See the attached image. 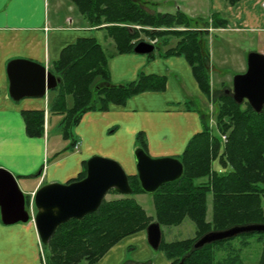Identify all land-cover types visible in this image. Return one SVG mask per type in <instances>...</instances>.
<instances>
[{
    "label": "trees",
    "instance_id": "1",
    "mask_svg": "<svg viewBox=\"0 0 264 264\" xmlns=\"http://www.w3.org/2000/svg\"><path fill=\"white\" fill-rule=\"evenodd\" d=\"M237 1L226 0L230 5ZM71 2L89 26L106 29L104 36L112 39L117 53L134 52L135 44L140 41V32L151 36H177L180 39L174 47L156 55L183 56L191 67L200 91L208 99L213 96L209 51L203 44L207 32L193 28L192 19L184 12L149 13L138 0ZM127 24L139 25L140 29ZM210 25L213 28L224 27L226 19L219 13H213ZM147 26L166 28L151 31L146 29ZM180 26L184 28H176ZM148 56L153 58L154 51ZM49 71L58 81L52 88L55 94L48 112L63 115L64 135L86 111L106 110L110 103L124 104L135 94L166 88L164 75L145 74L142 70L133 80L121 84L111 82L107 55L95 37H81L65 47ZM67 96L72 98L69 107L66 104ZM213 103L217 105L218 130L225 135V141H221L220 135L212 134L208 124L202 120L201 131L189 138L177 156L183 165L182 175L163 183L150 194L154 218L147 215L132 196L145 193L137 174L127 175L131 194L103 199L96 210L79 219L70 218L57 226L54 235L46 244H42L45 264H93L121 238L145 229L150 222L177 225L184 218L194 223L195 236L173 241L161 240L158 250L171 260L170 264H176L181 258H184L183 264H216L214 246L235 236L194 247L202 235L234 225L264 223V106L256 112L247 101L237 103L230 92H224ZM185 104L187 109L200 112L193 100H187ZM22 115L26 134L30 137L41 136L44 110H23ZM136 143L147 153L142 131L136 134ZM214 160L220 164V171L213 169ZM82 163L83 169L68 182L85 176L86 160ZM197 179L202 180L196 182ZM209 194L212 198V218L206 221ZM255 233L264 235L263 231H250L236 236ZM217 264L237 262L233 256ZM259 264H264V241Z\"/></svg>",
    "mask_w": 264,
    "mask_h": 264
},
{
    "label": "crops",
    "instance_id": "2",
    "mask_svg": "<svg viewBox=\"0 0 264 264\" xmlns=\"http://www.w3.org/2000/svg\"><path fill=\"white\" fill-rule=\"evenodd\" d=\"M139 1L144 7L155 6L158 12L180 10L190 18L208 19L213 13H219L226 19V25L210 30L232 32L241 41L246 39L244 35L264 32V0H239L231 5L226 0H172L171 9H166L167 5H161L160 1ZM86 23L71 0H0V167L11 172L25 196L26 206L31 205L26 222L4 224L0 214V264H42L32 203L40 186L49 182L67 183L83 169V160L98 154L116 160L127 175L135 174L133 150L137 147L138 132H143L150 156L177 157L189 138L202 129L201 112L187 109L185 102L193 100L200 111L207 109L211 102L200 91L183 56L155 55L150 59L148 54L117 53L115 47L111 49L115 52L108 54L106 50L107 46L111 48V42L104 44L101 30ZM217 36L216 32L209 33L207 48ZM81 37H95L101 44L107 55L111 82L121 84L133 80L142 70L145 74L164 75L166 88L135 94L124 104L110 103L106 110L86 111L74 127V133L72 126L67 135L60 133L64 140L51 141L52 119L56 117L55 123L59 125L63 119L62 114L48 112L55 92L50 89L43 96L13 99L8 90L6 66L12 59H27L50 70L61 51ZM257 52L263 53L264 49ZM224 55V48L219 46L215 59H223ZM238 61L239 73H242L247 68V55L238 56ZM209 64L212 90L222 89L226 83L214 79L218 69L211 64L210 54ZM71 103V96H67V106ZM23 110H44L41 136L26 134ZM207 206L209 211L210 197ZM147 246H143L142 255L148 251L156 259L150 245Z\"/></svg>",
    "mask_w": 264,
    "mask_h": 264
},
{
    "label": "water",
    "instance_id": "3",
    "mask_svg": "<svg viewBox=\"0 0 264 264\" xmlns=\"http://www.w3.org/2000/svg\"><path fill=\"white\" fill-rule=\"evenodd\" d=\"M134 53L148 54L154 51V44L140 40ZM9 94L17 100L25 96H43L46 90L54 88L58 79L45 65L27 59H12L6 66ZM231 93L237 103L247 101L252 109L259 112L264 106V54L250 51L247 54V68L233 76ZM136 174L141 189L153 193L163 183L179 178L183 165L175 156L153 157L140 146L133 150ZM129 195L132 188L128 176L114 159L92 155L86 159L85 176L68 183L49 182L34 193V224L40 242L46 244L54 235L57 226L70 218L79 219L96 210L108 191ZM31 213V205L19 189L15 177L7 169L0 167V214L4 224L26 222ZM264 232V223L234 225L223 230H212L202 235L194 247L211 241L236 236L242 232ZM147 242L153 250L161 243V227L156 221L145 228ZM181 258L176 264H183Z\"/></svg>",
    "mask_w": 264,
    "mask_h": 264
},
{
    "label": "rangeland",
    "instance_id": "4",
    "mask_svg": "<svg viewBox=\"0 0 264 264\" xmlns=\"http://www.w3.org/2000/svg\"><path fill=\"white\" fill-rule=\"evenodd\" d=\"M151 1H158V2L160 1L161 5L166 4L167 5L166 9H171L173 6L172 0H151ZM154 7L155 6L149 5V7H145V8L148 12H151L152 10H154L152 11V13L158 12V11H155ZM49 10L50 12H52L51 6ZM170 12H175V11H170ZM160 13H165V12L163 10H160ZM191 19H192L193 28L199 27L198 20L195 18H191ZM86 24L89 25L88 22ZM127 26H130L132 28L136 27L137 30L140 29L138 28L139 25H135V24H127ZM165 28L166 27L164 26H159V27L147 26L146 27V29L151 30V31L163 30ZM176 28L182 29L183 27L180 26ZM210 29L208 30V34L206 38L205 39L203 38L205 40L203 41V43H204V46H206V41L211 31L212 33L216 32V34H218L217 37L213 38L212 46L211 45L208 46V51H210L209 54H210L211 64L215 65V67H217L218 69V72H217L218 74H214L215 75L214 79L216 80L217 78H219L221 81L225 82L226 85L225 87L219 86L222 89L213 91V96L209 99L211 103L208 104L207 109L201 110L200 112L202 114V119L208 124L212 134L217 135V136L220 135L221 141L224 142L225 139H222L223 135L220 134L218 130L219 126L217 123L218 122L217 105L213 103V100H215L217 97L223 94L226 89H230V87L232 86L233 75L236 73H239L240 71L238 56L241 57V55H243V57H245L250 50L257 51L260 49H264V32L258 33V35H256V33L250 34V35H244L246 39H243L241 41V39L240 40L237 39V36H232L231 34H234L232 32L213 31L214 28L213 30H210ZM100 30L104 36L106 33V29L101 28ZM103 38L105 41L104 44H106L107 42H111V48L107 46L106 53L110 54V53L115 52L111 50L115 47L112 39L109 37H105V36ZM138 39L153 43L154 50H157L156 52H163L169 47H174L180 38H178L177 36H173V35L151 36L144 32H140ZM164 43H167V44L164 45ZM219 46H222L224 48L225 55L223 59H215L217 57V50ZM233 51L235 53H233ZM156 52H154L155 55H156ZM209 67H210V64H209ZM55 121H56V117L52 119L51 124H50L49 133L51 136V141H53L54 139L64 140L62 134L66 130V128H64L65 126L63 124L62 125L56 124ZM75 126L76 125L72 127L73 133H74ZM109 129H111V127L108 128V130ZM61 132H62L61 134L62 137L60 136ZM55 137H58V138H55ZM65 140L68 141L67 139ZM222 142H221V146H223ZM212 167L213 169H216L218 171L222 169L217 160L213 161ZM200 180L202 179H197L196 182ZM150 194L141 193V195L138 196V193H135L132 196L143 207L146 214L154 218V215H155L154 205L152 201V196ZM120 196L121 194H117L116 192L110 190L105 194L104 199L109 200L113 198H118ZM209 197L211 198V194L207 196V199ZM211 208H212V198H211L210 210L208 211V206L206 208V215H205L206 221H209L212 218ZM160 227H161V240H164V241H173L175 239H186V238H192L195 236V225L189 218H184L177 225H160ZM263 241H264V235H260L257 233L251 234V235L235 236L234 238L229 239L223 242L222 244L214 246L213 250H214L215 263L217 264L219 262H223L227 260L228 258H232L233 256H235L237 264H259L261 254L263 252ZM147 245L149 244L147 242L145 229L138 230L132 234L124 236L119 241H117L115 244H113L93 264H127V263L170 264L171 260L167 259L164 256L163 251L161 250L154 251L152 249L153 250L152 252H154V255L157 256L156 259L154 256L149 255L148 251H146L147 255H142L143 254L142 252L145 251V248L146 247L148 248ZM38 252L40 255L41 263L45 264L44 252H43V247H42L41 242H39V245H38ZM121 259L122 261L118 263Z\"/></svg>",
    "mask_w": 264,
    "mask_h": 264
},
{
    "label": "flooded vegetation",
    "instance_id": "5",
    "mask_svg": "<svg viewBox=\"0 0 264 264\" xmlns=\"http://www.w3.org/2000/svg\"><path fill=\"white\" fill-rule=\"evenodd\" d=\"M144 7V5H143ZM144 9L146 10V8L144 7ZM147 11V10H146ZM180 11V10H179ZM148 12V11H147ZM149 13H152V12H149ZM198 20V24H199V27H196L195 29L197 30H201V31H205L207 32L208 34V30L211 28L210 27V18L208 19H204V18H195ZM184 28V27H183ZM179 29V28H178ZM207 36V35H206ZM204 44V43H203ZM127 264H132V263H127Z\"/></svg>",
    "mask_w": 264,
    "mask_h": 264
},
{
    "label": "built area",
    "instance_id": "6",
    "mask_svg": "<svg viewBox=\"0 0 264 264\" xmlns=\"http://www.w3.org/2000/svg\"><path fill=\"white\" fill-rule=\"evenodd\" d=\"M222 139H225V136L224 135L222 136Z\"/></svg>",
    "mask_w": 264,
    "mask_h": 264
}]
</instances>
